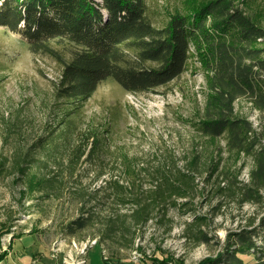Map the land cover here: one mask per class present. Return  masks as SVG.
Here are the masks:
<instances>
[{
  "label": "trees",
  "instance_id": "1",
  "mask_svg": "<svg viewBox=\"0 0 264 264\" xmlns=\"http://www.w3.org/2000/svg\"><path fill=\"white\" fill-rule=\"evenodd\" d=\"M249 1L200 0L156 28L147 0H0V27L61 65L52 92L63 102L10 169L17 172L16 180L40 193L39 199L71 201L62 219H69L64 236L93 231L107 259L122 261L117 253L140 248L141 229L149 222L169 233V212L195 210L192 199L201 189L197 177L206 176L208 183L214 175H230L232 166L237 175L236 162L248 156L253 164L249 181L235 183L231 193L239 204L263 200L264 129L256 130L235 109L244 99L264 123V28L256 17L263 14L253 15ZM60 41L74 47L66 61L53 47ZM191 60L199 64L204 94L200 107L176 118L192 145L187 149L183 141L176 146L159 142L147 151L120 142L114 107L100 122L83 119L84 105L101 82L112 80L133 95L152 92L178 78ZM222 151L234 161L231 168ZM3 167L0 161V171ZM215 184L214 196L224 192L219 180ZM204 220L194 214L184 222L183 241L209 243ZM227 241L209 264H244L239 255H253V264H264V215L256 226L249 221L248 227L229 232ZM5 255L0 253V260Z\"/></svg>",
  "mask_w": 264,
  "mask_h": 264
},
{
  "label": "rangeland",
  "instance_id": "2",
  "mask_svg": "<svg viewBox=\"0 0 264 264\" xmlns=\"http://www.w3.org/2000/svg\"><path fill=\"white\" fill-rule=\"evenodd\" d=\"M199 1L147 0V15L154 27L161 28L170 14L185 12ZM247 9L253 15L258 12L263 14L256 17L264 28V0H250ZM53 47L65 61L74 50L72 44L64 41L54 42ZM200 71L199 64L191 60L184 73L172 82L138 95L125 92L112 80H105L85 103L83 119L92 116L100 122L105 111L114 107L113 124L120 142L147 151L154 149L159 142L176 146V142L183 141L186 143L183 147L187 149L192 145L176 118L189 116L203 104L204 80ZM60 73L59 61L32 52L18 34L13 35L0 27V161L4 163L0 171V234L13 232L14 235H22L27 231L40 236L45 245L54 240L67 243L74 238H97L89 230L80 231L74 238L64 236L63 224L69 219H62L71 201L67 198L56 200L52 196L48 200L39 199L40 193L24 186L21 179L16 180L17 172L10 169L13 159L23 157L42 133L43 125L54 118L63 102L56 101L52 92ZM235 109L246 116L256 130L264 129L259 114L244 99L235 103ZM218 144L220 149H224L223 140ZM178 150L181 151V148ZM31 156L39 158L37 153H31ZM222 158L231 168L234 163L232 158L227 160L228 156L223 151ZM252 165L251 157H243L235 164V168H240L237 175L232 166L230 175H222L218 179L214 175L208 183H205L206 176L197 177L201 189L192 199L191 206L195 210L169 212L173 217L169 233L163 234L162 230L155 229L153 222H149L141 229L143 236L137 241L141 246L138 251L147 259L156 258L155 264H209L208 259L219 257L228 242L229 232L248 227L249 221L256 226L264 215V188L261 189L263 200L259 203L247 201L239 204L231 193L236 188L235 183L246 184L249 181ZM31 168L34 170V165ZM34 172L41 174L38 168ZM217 180L224 192L214 196L213 187L217 186ZM194 214L205 217L202 229L211 237L207 244L186 242L181 237L183 223L191 221ZM30 239H24L21 245L31 250ZM131 251H119L117 258L127 260ZM105 254L108 256L106 251ZM239 257L244 264L255 262L253 255ZM86 261L87 264H103L98 243L88 250ZM0 264L4 263L0 261Z\"/></svg>",
  "mask_w": 264,
  "mask_h": 264
},
{
  "label": "crops",
  "instance_id": "3",
  "mask_svg": "<svg viewBox=\"0 0 264 264\" xmlns=\"http://www.w3.org/2000/svg\"><path fill=\"white\" fill-rule=\"evenodd\" d=\"M14 234L15 233L12 232V237L10 239L4 238L2 247H5L6 250H3L2 247L0 248V253L6 254L4 258L0 260L4 264H61V254H59L57 258L52 257L51 244H43L40 236L27 231L22 233V235ZM24 239L31 240V250L25 245H21ZM15 244H17V246H15Z\"/></svg>",
  "mask_w": 264,
  "mask_h": 264
},
{
  "label": "built area",
  "instance_id": "4",
  "mask_svg": "<svg viewBox=\"0 0 264 264\" xmlns=\"http://www.w3.org/2000/svg\"><path fill=\"white\" fill-rule=\"evenodd\" d=\"M11 237L12 235L9 233L0 237V248L3 246L4 238L10 239ZM94 245H97V238L79 241L69 239L67 243H64L62 240H54L51 242L50 246L51 256L57 258L58 255L61 254V264H87L86 254L89 249L93 248ZM2 248L3 250H6L5 247ZM101 256L102 260H105L107 264H155L154 262L144 260L142 254L137 248L131 251L130 257L127 260L115 261L114 259H107V255L104 250L101 251Z\"/></svg>",
  "mask_w": 264,
  "mask_h": 264
}]
</instances>
